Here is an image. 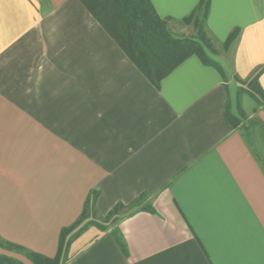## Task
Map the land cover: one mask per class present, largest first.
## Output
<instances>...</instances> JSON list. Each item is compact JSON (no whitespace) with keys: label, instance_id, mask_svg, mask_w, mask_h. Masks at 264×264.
<instances>
[{"label":"crops","instance_id":"crops-1","mask_svg":"<svg viewBox=\"0 0 264 264\" xmlns=\"http://www.w3.org/2000/svg\"><path fill=\"white\" fill-rule=\"evenodd\" d=\"M150 1L177 21L201 2ZM237 28L231 59L157 88L82 0H0V238L54 259L92 192L102 218L147 195L118 223L127 256L90 227L70 264H264V167L225 117L264 124V0H210L214 40Z\"/></svg>","mask_w":264,"mask_h":264},{"label":"trees","instance_id":"trees-1","mask_svg":"<svg viewBox=\"0 0 264 264\" xmlns=\"http://www.w3.org/2000/svg\"><path fill=\"white\" fill-rule=\"evenodd\" d=\"M82 2L112 38L124 49L133 63L157 88H160L161 82L174 69L191 56H197L205 65L219 67V64L208 55L204 45L198 40L191 38H175L167 28L168 19H163L159 16L150 0H82ZM209 11L210 0H201L199 6L192 14L183 20L200 17L201 21H199V23L201 28H206ZM239 35L240 29L237 28L232 31L227 39V43L235 42ZM260 75L261 71L256 74L248 86H257ZM254 89L246 90V92L260 106H264V102H262L264 100V95H259L261 89H258V93H255ZM225 117L227 123L234 129L252 131L258 125L264 135V124L259 119H255L257 122L256 124L248 120L242 122V120L230 113L229 107L228 110H226ZM243 135L252 149V146L247 140V135L244 134V132ZM258 160L261 159L258 158ZM146 198L147 195H142L128 206L119 203L103 219L110 225H114L124 218L134 216L140 212L155 213L151 206L146 205ZM96 200L97 193L92 192L78 220L71 226L62 230L59 252L54 259L35 254L21 246L7 243L1 238L0 246L4 249L7 248L24 255L32 264H65L67 260H69L72 243L90 227H96L104 232L109 231V227H105L99 223L89 222L84 224L85 215L87 213L97 214ZM123 211H127V213L120 217ZM110 233L121 251L127 256L128 248L120 229L114 227L110 230ZM0 264L24 263L14 257L0 255Z\"/></svg>","mask_w":264,"mask_h":264},{"label":"rangeland","instance_id":"rangeland-1","mask_svg":"<svg viewBox=\"0 0 264 264\" xmlns=\"http://www.w3.org/2000/svg\"><path fill=\"white\" fill-rule=\"evenodd\" d=\"M199 21H201L200 17H194L190 20H167V28L170 30L172 35L175 38H191V39H196L198 40L201 44L204 45L206 51L208 52V55L214 56L216 58L222 59L226 58L229 60L231 59L232 55V48L234 45V42L232 43H227V41L224 44H219L214 38L207 32L206 28H201ZM229 57V58H228ZM256 118H243L242 122L245 120H248L250 122H254L255 124L257 123L255 121ZM244 134L247 136V140L249 141V144L252 146L253 152L255 155H257L258 158H260L261 164L264 166V135L261 131L260 126H256L254 130L252 131H243ZM146 203V202H145ZM148 201L147 204L148 205ZM127 211H123L121 213L120 217L124 216ZM94 222V223H99L102 224L105 227H109V231L112 230L114 227H118V223L114 225H110L107 223L103 218H101L98 214H91L87 213L85 215V222ZM79 230V229H77ZM76 232V231H75ZM74 232V233H75ZM7 249V248H6ZM9 255L13 256L15 258H19L21 261H25L27 264L28 262L25 260V256L22 254H19L13 250L8 249ZM70 254V253H69ZM65 264H70V255H69V260Z\"/></svg>","mask_w":264,"mask_h":264}]
</instances>
